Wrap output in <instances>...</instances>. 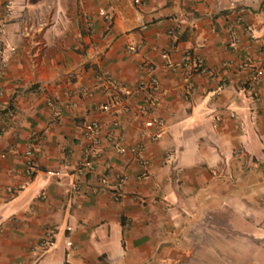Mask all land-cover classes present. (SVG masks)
I'll use <instances>...</instances> for the list:
<instances>
[{
  "label": "crops",
  "instance_id": "obj_1",
  "mask_svg": "<svg viewBox=\"0 0 264 264\" xmlns=\"http://www.w3.org/2000/svg\"><path fill=\"white\" fill-rule=\"evenodd\" d=\"M0 28V264H264V0H0Z\"/></svg>",
  "mask_w": 264,
  "mask_h": 264
},
{
  "label": "built area",
  "instance_id": "obj_2",
  "mask_svg": "<svg viewBox=\"0 0 264 264\" xmlns=\"http://www.w3.org/2000/svg\"><path fill=\"white\" fill-rule=\"evenodd\" d=\"M1 32H2V29L0 28V33ZM169 33L171 35H174L175 30H171ZM236 42H237V39L234 38L231 44L232 45L236 44ZM184 60L188 63V66L190 68L189 69V75H191L193 71H201L204 68V60L201 57H196L193 60L190 59L189 57H185ZM99 77H101L106 83H108L112 86L119 87L122 85L120 80H118L117 78H115L113 76H107V75L100 74ZM254 79H257V73L255 74ZM139 88H147L149 90V97H148V100H147L145 106L142 107V112L148 113V112L154 111L157 108L159 102L161 101V98L163 95V91H162L159 79L156 77H152L148 82L142 81L139 84ZM190 88L192 90L191 84H190ZM89 95H92V92H89ZM51 104L54 108V115L56 117H59L61 115L64 107H73V106L75 107V106H77L78 103L75 101H72V102H68V103H64V104H55V103L51 102ZM128 111H130V107L124 106L123 112H128ZM113 124L115 126H118L119 125L118 119H115ZM85 135L87 137L92 138V144L89 147H87L85 150L86 158H87V156L90 155L92 149L95 146L99 145L101 143V140H102L101 128H100V124L97 120H93L85 126ZM151 137L153 139L158 138L159 137V131L154 130L151 133ZM117 150L120 153H122L125 150H127V148L123 145H119ZM129 150L133 153H139L141 151L140 147H138V146H130ZM25 155L27 158L26 174L29 177H32V175L34 174V171L36 169V165H35V162L33 159V148H32V146L26 150ZM79 172L81 174H83L84 170H82V169L79 170V168H78V173ZM102 182H105L104 179L102 180ZM124 182H125V177H122V178H120V183L117 186H115L117 188V192H116V198L117 199H119L122 196L121 188H122V185ZM25 183L26 182H23L17 187L11 186V187H9V191L12 194H14L15 192L21 190L23 188V186L25 185ZM74 185H75V183L72 182V186H74Z\"/></svg>",
  "mask_w": 264,
  "mask_h": 264
}]
</instances>
